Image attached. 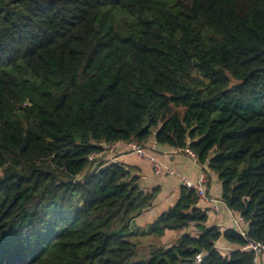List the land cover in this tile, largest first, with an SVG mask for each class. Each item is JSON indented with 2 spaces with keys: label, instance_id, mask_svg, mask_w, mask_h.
Instances as JSON below:
<instances>
[{
  "label": "trees",
  "instance_id": "obj_1",
  "mask_svg": "<svg viewBox=\"0 0 264 264\" xmlns=\"http://www.w3.org/2000/svg\"><path fill=\"white\" fill-rule=\"evenodd\" d=\"M151 140L195 154L245 232L208 227L182 186L149 236L184 233L137 259L132 223L160 190L105 148ZM252 242L264 245V0H0V264H256Z\"/></svg>",
  "mask_w": 264,
  "mask_h": 264
},
{
  "label": "crops",
  "instance_id": "obj_2",
  "mask_svg": "<svg viewBox=\"0 0 264 264\" xmlns=\"http://www.w3.org/2000/svg\"><path fill=\"white\" fill-rule=\"evenodd\" d=\"M135 143H117L105 148L106 159L109 163H122L133 168L134 173L140 178L139 185L146 191L151 192L159 188V194L154 200L152 206L147 211L141 213L132 223L131 232L137 233L139 239L147 236L149 239L154 237L151 234V226L157 218L171 208L177 201L181 187L183 186L182 178L192 182H198L203 174L207 175V182L204 184V190L208 200H200L199 207L207 212V226H217L221 231L235 229L236 219L240 217L233 214L222 201L221 182L215 174H207L188 152L172 148L168 145H158L154 140L145 144L149 155L156 159L161 166L162 172L157 173L154 162L140 158L135 154L131 145ZM168 169L175 171L169 173ZM247 224L241 223L240 230L245 232ZM148 239V240H149ZM143 241V240H142ZM224 250L234 251V247L222 241L219 245ZM261 264H264V253L260 254Z\"/></svg>",
  "mask_w": 264,
  "mask_h": 264
},
{
  "label": "rangeland",
  "instance_id": "obj_3",
  "mask_svg": "<svg viewBox=\"0 0 264 264\" xmlns=\"http://www.w3.org/2000/svg\"><path fill=\"white\" fill-rule=\"evenodd\" d=\"M144 149L146 151V156L140 157L138 154H136V153L135 154L138 155L140 158H144V159H147V160H150V161L154 162V166H155V164H157L156 159L154 157H152L151 155L148 154L146 147H144ZM160 169H161V172H162L161 166H160ZM169 170L170 169H168V172H169ZM184 179H185L186 182L192 183V181L187 180L186 178H184ZM182 182H183V180H182ZM194 183H197V182H194ZM183 186H185L184 185V182H183ZM200 200H201V198H200ZM242 222L243 221H241V219H240V221H237V219H236V226H237L236 228L239 231H242V230H240V227H241V223ZM186 232H190L191 234H194V235L197 234V230L194 227L188 228L186 230ZM182 233H184V231L183 232H175V231H169L168 230V231L165 232L164 235H161V236L160 235H153L154 238H152V239H149L147 236H145V238L140 239L141 246H140V250H139V256H137V259H143V260L149 259V256H150L149 250H150V247L151 246H166V247L172 246L173 244L176 243L178 237ZM137 237H141V236H137ZM221 242L222 241H220L218 243V248L220 250H222L226 254L230 253V250H226V249L224 250L223 247H220L219 246ZM262 253H264V251H261V252L257 253L256 259H255L256 264H261L262 263L261 260H260V254H262Z\"/></svg>",
  "mask_w": 264,
  "mask_h": 264
},
{
  "label": "built area",
  "instance_id": "obj_4",
  "mask_svg": "<svg viewBox=\"0 0 264 264\" xmlns=\"http://www.w3.org/2000/svg\"><path fill=\"white\" fill-rule=\"evenodd\" d=\"M131 147H132L133 151L136 154H138L140 157L146 156V151H145V149H144L143 146H140V145H138V144L135 143V144L131 145ZM186 152H188L194 159H196L195 154H193L191 151L186 150ZM155 169H156V172L157 173H160L161 172V169H160V166H159L158 163L155 164ZM169 173H172L173 174V173H175V171L169 170ZM182 180L184 182V185L187 188L195 189V190L198 191L201 200H208V196H207V194H206V192L204 190V184L207 182V175L206 174H203L201 176L199 182H197V183H194V182H192V183L186 182L184 178H182ZM241 221H242V219H241ZM244 234L245 233H243V235ZM243 250H253V251L256 252V255H257V253H259L261 251H264V245L261 244V243H254V242H252V243L248 244L247 246H245L243 248ZM201 261H202V255L200 254V255H198L196 257V264L201 263Z\"/></svg>",
  "mask_w": 264,
  "mask_h": 264
}]
</instances>
